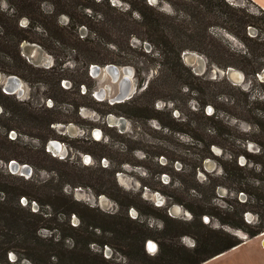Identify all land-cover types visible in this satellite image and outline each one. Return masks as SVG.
Listing matches in <instances>:
<instances>
[{
	"label": "rangeland",
	"instance_id": "obj_1",
	"mask_svg": "<svg viewBox=\"0 0 264 264\" xmlns=\"http://www.w3.org/2000/svg\"><path fill=\"white\" fill-rule=\"evenodd\" d=\"M100 2L103 3L102 0L82 1L85 13L93 15L95 22L106 19L102 15L105 7ZM226 2L245 8L256 16L261 15L260 9L248 0ZM109 3L111 7L124 11L129 9L123 0H109ZM147 3L165 13H174L170 5L161 0L151 3L147 0ZM0 6L8 9L4 0H0ZM92 7L95 11L91 10ZM43 8L46 11L52 9L49 3H45ZM19 21L21 26L28 24L26 17ZM59 22L65 26L69 18L61 16ZM213 31L226 39L234 50L248 51L249 47L247 49L220 27H215ZM79 33L81 38H85L89 28L82 26ZM258 34V28L249 27V37L255 38ZM113 39L129 42L132 47L128 52L135 64L126 66L133 69L131 83L137 88L134 97L139 96L158 75L160 57L152 53L150 43L131 35L119 34ZM116 52L121 51L117 49ZM22 54L36 67H56V71H62L60 62L58 65L56 59L42 48L30 49L28 46L25 51L22 48ZM190 54L199 55L202 63L190 62ZM48 57L49 62L44 60ZM182 58L198 79L189 78V86L168 87L164 100L155 103V108L161 113L150 111L148 115L152 118L143 121L107 114L105 104L110 103L109 99L119 92V84L112 83L111 77L104 73L93 77L89 71L90 79L86 78L84 69L78 63L64 65L67 77L60 83L61 88L67 90L74 86L73 79L76 82L83 80L86 85L75 87L74 94L40 82L31 84L19 77L23 94L14 95L15 99L29 102L39 115L58 103L52 117L61 122L53 124V131H50L21 119L17 123L18 128L7 132L2 123L7 126L12 122L0 117V187L6 191L0 192V199L7 200L5 208H10L16 218L29 223L28 227L19 228L7 221L8 226L19 235L24 229L37 231L43 239H59L67 235L71 248L74 232L70 227H100V230H94L96 234L92 236L97 242L92 245L95 252L122 264H129L130 257L139 264H154L152 257L158 253L160 239L165 232L171 231L175 248L181 245L194 249L198 244L191 236L183 235L187 229L179 227L178 223L165 227L161 218L164 213H155L151 207L167 210L168 215L176 220H190L191 214L176 200L195 198L211 201L223 211L237 216L239 222L241 218L248 225H259L264 220L261 215L264 205V69L255 81L247 79L236 68L223 70L209 63L198 52L186 51ZM107 85L112 87L111 92L105 99L97 98L96 92ZM210 92L218 93L215 103L203 107ZM13 103L14 99L4 100L0 95V114L3 104L12 108ZM203 108L207 115L218 113L217 123L211 124L200 117ZM6 135L9 141L16 140L13 141L15 143L8 142ZM46 135L53 138L45 143ZM51 141L58 142L60 149H49ZM44 149L49 156L43 153ZM9 155H17L25 161L17 162L28 165L31 174L12 172L9 166L11 160L1 159ZM235 159L237 166L243 170L232 165L228 174L225 173L224 167L230 166ZM240 187L245 190L239 191ZM14 188L23 189L36 200L21 197L20 204L25 210L20 209L11 193ZM127 204L136 207L127 208ZM139 209L145 213L143 216ZM30 212L39 215L33 217ZM205 218L209 216L202 218L205 224H209L211 219L207 221ZM123 227H144L151 235L152 238L145 241L148 256L141 252L138 242L131 241L132 248L129 247V240L120 235L119 230ZM210 227L223 228L240 239L248 238L244 230L222 226L217 219L212 220ZM105 241L112 245L101 246ZM150 241L157 244V250L149 249ZM13 244L16 251L8 255L12 262L18 259L16 253L25 252L19 240ZM21 264L31 263L24 259Z\"/></svg>",
	"mask_w": 264,
	"mask_h": 264
},
{
	"label": "trees",
	"instance_id": "obj_2",
	"mask_svg": "<svg viewBox=\"0 0 264 264\" xmlns=\"http://www.w3.org/2000/svg\"><path fill=\"white\" fill-rule=\"evenodd\" d=\"M4 1L8 9L4 10L0 6V72L3 75L18 76L31 84L40 82L49 87L53 86V89L58 88L63 92L74 94L75 87L86 85V83L83 80L79 83L73 79L74 86L67 90L61 88V81L67 77L63 70L64 65L70 62L78 63L84 69L86 78L90 79L89 71L92 65L105 67L110 64L117 66L135 64L134 58L128 52L132 50L129 42L116 41L113 39L114 36L131 35L140 41L150 43L153 48L152 53L160 57L158 75L150 81L139 96L120 104L106 103L107 114H117L131 120L143 121V119L152 118L148 115L150 111L161 113L155 108V103L158 100H164L168 87L189 86V78L198 79L183 61L182 56L186 51L204 55L209 63L223 70L228 68L241 70L250 80L257 81L258 75L264 69V11L260 8L261 15L256 16L245 8L229 4L226 0H161L173 9L174 13L170 14L148 4L147 0H123L129 5L126 11L111 7L109 0H102L103 3L100 2V5L105 7L102 15L106 19L95 22L93 15L85 13L83 0ZM45 3L51 4L50 11L43 8ZM87 8L90 9V7ZM91 10L95 11L93 7ZM61 16L69 18L67 25L60 24ZM22 17L28 19L25 27L20 25L19 20ZM82 26L89 28V34L85 38H81L79 33ZM215 27H220L228 35L242 42L247 49L249 47L248 51L234 50L226 39L213 31ZM249 27L259 29L257 37H249ZM24 43L35 44L53 56L57 64L59 65L58 62H60L63 66H60L62 71H56V67L39 68L29 62L28 58L22 54ZM117 49L121 52L117 53ZM122 50L125 51L124 54ZM261 58H263L262 61ZM0 95L4 100L13 101L14 99V107L8 108L3 104V112L0 114V117H5L12 122L7 126L2 123L7 132L18 128L17 123L21 119L41 125L50 131L53 124L61 122L57 117H52L56 113L54 109L58 107V103H55L52 108L44 109V113L39 115L29 102L18 101L14 95L1 92V89ZM217 96V92H210L206 95L208 101H205L202 106L215 103ZM49 98L52 99V96ZM200 117L212 124L217 123L219 116L217 112L207 115L203 108ZM260 130L262 131L261 127ZM5 138L13 144L15 143L13 141H16H9L7 135ZM52 138V135H46L45 143ZM43 153L49 156L45 149ZM1 159L25 162L17 155H9ZM232 165L243 170L237 166L235 159L230 166L224 167V172L228 174ZM244 190L242 187L239 188L241 192ZM0 192L6 191L0 187ZM11 193L14 194L18 207L22 210L25 209L20 204L21 197L31 201L36 200L20 188L12 189ZM185 198H177L176 202L191 214L190 220H176L170 217L165 209L151 208L155 213L157 211L164 213L161 218L165 227L178 223L179 227L187 229L183 235L194 238L198 246L194 249L181 245L175 248L171 231L165 232V236L160 239L158 253L152 257L154 264H203L243 243L242 239L223 228L210 227L214 219H217L222 226L227 225L244 230L248 238H255L264 233L263 219L259 225H248L241 218L240 222L237 221V216L223 211L211 204V201ZM6 205L7 200L0 199V264H21L24 259L31 264H122L113 258H105L103 253L93 250L92 245L97 242L92 236L96 234L94 230L98 228L100 230V227H82V224L81 227H70L74 232L71 235L73 242L71 248L67 243L69 241L67 235L59 239L53 237L43 239L37 231L30 232L28 229H22L23 232L19 235L16 230L8 226L7 221L17 224L19 228L28 227L29 223H26L25 219L16 218L10 208H5ZM126 206L127 208L136 207L134 204ZM262 208L261 215L264 216V205ZM139 212L141 216L145 214L141 209ZM71 214L72 211L69 212V215ZM30 215L36 217L39 214L30 212ZM204 215H208L211 219L209 224L203 222ZM119 231L120 235L129 240L130 248H132L131 241L138 242L141 252L148 256L145 241L152 237L147 234L144 227H123ZM18 240L25 252L16 253L18 259L12 262L8 255L16 251V245L13 242ZM107 244L112 245L109 241H105L101 243V246ZM130 258L129 264H139L134 258Z\"/></svg>",
	"mask_w": 264,
	"mask_h": 264
},
{
	"label": "water",
	"instance_id": "obj_3",
	"mask_svg": "<svg viewBox=\"0 0 264 264\" xmlns=\"http://www.w3.org/2000/svg\"><path fill=\"white\" fill-rule=\"evenodd\" d=\"M31 48H39V46L35 44H28L24 43L22 48L23 51L26 50V47ZM49 58H45L44 60L49 62ZM191 61H197L199 63H202V58L197 55V54H190L189 59ZM36 63H40V61H36ZM49 63H46L48 65ZM107 74L111 77L112 83H118L119 84V92L114 96L109 99L110 104H120L124 103L126 101L131 100L134 95L137 93V88L134 87L131 83V77H133V69L129 66H117V65H106L105 67H101L98 65H92L90 68V74L93 77H99L102 74ZM2 82L3 86V91L4 93L8 95H16L18 94L19 96H22L23 94V89H22V80L15 76V75H8V76H3L0 74V82ZM111 86L107 85L105 88H101L99 91L96 92V97L99 99H105L107 93L111 92ZM55 144H57L56 141H51L49 143V149H55ZM10 169L14 173H21V174H26L29 175L31 174V168L28 165H21L15 160L10 161ZM205 220L209 221V218H205ZM247 238V237H244ZM243 239V237H242ZM152 245H157L156 243L150 241L148 242V247ZM157 250V249H155ZM153 251V249H152Z\"/></svg>",
	"mask_w": 264,
	"mask_h": 264
},
{
	"label": "crops",
	"instance_id": "obj_4",
	"mask_svg": "<svg viewBox=\"0 0 264 264\" xmlns=\"http://www.w3.org/2000/svg\"><path fill=\"white\" fill-rule=\"evenodd\" d=\"M264 11V0H250ZM243 243L203 264H264V233L243 238Z\"/></svg>",
	"mask_w": 264,
	"mask_h": 264
},
{
	"label": "bare ground",
	"instance_id": "obj_5",
	"mask_svg": "<svg viewBox=\"0 0 264 264\" xmlns=\"http://www.w3.org/2000/svg\"><path fill=\"white\" fill-rule=\"evenodd\" d=\"M237 74L241 75V74H240V73H238V72H237ZM237 74H235V75H237ZM57 146H58V145H57ZM150 248H151V250H152V249H153V250H155V249H157V248H158V246H157V245H155V246H154V245H152Z\"/></svg>",
	"mask_w": 264,
	"mask_h": 264
},
{
	"label": "flooded vegetation",
	"instance_id": "obj_6",
	"mask_svg": "<svg viewBox=\"0 0 264 264\" xmlns=\"http://www.w3.org/2000/svg\"><path fill=\"white\" fill-rule=\"evenodd\" d=\"M58 145V146H57ZM55 149H60V145L59 143L57 142V144H55Z\"/></svg>",
	"mask_w": 264,
	"mask_h": 264
},
{
	"label": "snow or ice",
	"instance_id": "obj_7",
	"mask_svg": "<svg viewBox=\"0 0 264 264\" xmlns=\"http://www.w3.org/2000/svg\"><path fill=\"white\" fill-rule=\"evenodd\" d=\"M149 2L151 3V2H153V0H149ZM209 111H211V109H209Z\"/></svg>",
	"mask_w": 264,
	"mask_h": 264
}]
</instances>
